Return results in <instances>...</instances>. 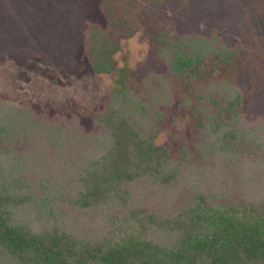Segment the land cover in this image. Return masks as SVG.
Listing matches in <instances>:
<instances>
[{"label":"trees","instance_id":"obj_1","mask_svg":"<svg viewBox=\"0 0 264 264\" xmlns=\"http://www.w3.org/2000/svg\"><path fill=\"white\" fill-rule=\"evenodd\" d=\"M32 2L49 16L57 13L53 1ZM163 2L83 0V14L77 16L94 20L85 26H90L92 66L66 74L40 61L27 66L0 59V94L54 107L74 101L90 106L109 93L118 98L131 68L122 58L126 43L143 37L148 51L155 40L162 51L173 52L170 67L177 75L199 72L219 78V190L185 189L172 215L134 205L137 182L174 188L184 164L166 145L169 132L148 138L109 113L97 120L107 127L112 143L99 134L87 138L64 130L62 158H70L69 153L80 158L74 165L66 162L69 178H46L35 186L37 180L0 169V264H264V125L244 120L246 100L232 78L241 62L238 48L220 44L214 52L206 49L215 59L207 65L200 38L172 41L167 24L160 26L155 14L142 12L147 4ZM9 107L0 100V113L9 114ZM177 125L184 128L185 121ZM71 212L77 221L99 213L107 222L105 233L80 234Z\"/></svg>","mask_w":264,"mask_h":264},{"label":"rangeland","instance_id":"obj_2","mask_svg":"<svg viewBox=\"0 0 264 264\" xmlns=\"http://www.w3.org/2000/svg\"><path fill=\"white\" fill-rule=\"evenodd\" d=\"M32 1L0 0V59L27 66L40 61L66 74L89 69L91 35L87 30L90 26H85L94 20L77 16L78 11L83 14V0H50L57 10L52 16ZM142 12L155 14L160 26L167 24L172 41L182 36L200 38L204 55L220 44L238 48L241 62L236 63L232 78L246 100L244 120L250 126L264 125V0H164L147 4ZM81 22L83 29L79 28ZM148 45L143 37L126 43L122 58L129 60L131 68L125 71L118 98L109 93L90 106L74 101L54 107L0 94V100L10 105L9 114L0 113V169L37 180L35 186L46 178H69L72 171L66 162L74 165L80 158L78 153L62 158L64 130L80 132L87 138L99 134L112 143L107 127L98 121L110 113L148 138L169 132L166 145L175 161L184 164L183 178L174 188L162 189L147 180L137 182L134 205L172 215L178 209L175 201L185 189L218 191L216 141L223 122L219 117L223 93L219 78H207L199 72L177 75L170 67L173 52L162 51L155 40L147 51ZM206 58L207 65L215 62L210 56ZM178 120L185 121L184 128L177 125ZM89 152L84 156L87 160ZM37 192L41 193V187ZM69 217L78 224L80 234L101 236L107 228L99 213L87 214L80 221L76 213Z\"/></svg>","mask_w":264,"mask_h":264}]
</instances>
